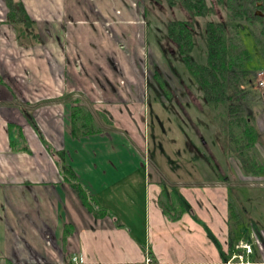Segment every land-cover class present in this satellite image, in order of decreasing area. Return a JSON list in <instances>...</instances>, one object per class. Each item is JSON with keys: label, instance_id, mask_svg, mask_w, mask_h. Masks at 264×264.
Returning a JSON list of instances; mask_svg holds the SVG:
<instances>
[{"label": "crops", "instance_id": "0c3cea01", "mask_svg": "<svg viewBox=\"0 0 264 264\" xmlns=\"http://www.w3.org/2000/svg\"><path fill=\"white\" fill-rule=\"evenodd\" d=\"M22 3L36 24L31 30L22 25L9 27L6 0H0V264H70L74 257L85 264H264V230L254 223L245 225L249 214L245 210L237 221L228 210L217 228V215L177 212L176 218L166 209L147 207L152 192L160 200L158 190L166 183L171 194L178 196L175 209L183 206L176 193L185 185L183 177L177 176L182 166L172 167L174 177H168L158 161L151 163L145 135L131 127L134 109L129 111L132 119L126 110L120 112L126 104H139L130 100L127 87L123 100L117 99L111 69L99 74L101 86L97 73H83V60L90 62L89 46L90 51L93 45L97 51L104 46L113 48V54L107 53L108 60L118 63L119 39L113 28H118L113 23L120 20L118 6L90 7L73 0ZM102 20L116 41L96 43V36L86 39L85 30H95L96 35L103 28ZM32 33L37 36L33 38ZM78 97L112 125L98 134L75 138L70 98ZM48 148L64 153L79 183L92 195L88 201L76 193ZM237 170V181L244 183L248 176L244 178ZM223 176L224 180L216 182L220 188L236 180ZM152 179L156 181L153 187ZM137 184L148 187L145 204L134 193L130 194L132 201L125 203L121 191ZM152 214L159 234L171 227L167 222L176 225L170 230H180L176 239L180 244L171 247L166 240L168 245L161 244L157 251L138 246L141 222ZM234 224L240 228L238 239L231 236ZM216 229L222 242L219 246L203 239L202 230L217 234ZM197 239L206 242L195 244ZM242 245L249 246L251 253Z\"/></svg>", "mask_w": 264, "mask_h": 264}, {"label": "rangeland", "instance_id": "374dc122", "mask_svg": "<svg viewBox=\"0 0 264 264\" xmlns=\"http://www.w3.org/2000/svg\"><path fill=\"white\" fill-rule=\"evenodd\" d=\"M73 2L90 7L107 6V4L118 6L120 20L113 23L118 26V28L113 27L119 39L117 41L118 63L115 64L108 60L107 53L113 54V48L104 46L103 51H97L93 45V51H90L89 46L86 54L90 62L83 60V73H97L96 78L101 86L99 74L111 69L113 71L111 73L113 86L118 89L117 99L123 100L125 97L123 89L127 87L131 94L130 100L139 104H131V106L126 104L120 109V112L126 110L129 118L132 119L129 111L134 109L136 117L131 127L138 134L145 135L146 148L150 152L151 163L155 165V161H158L168 177H174L172 167L182 166V172L177 173V176L183 177L185 185L176 193H178L183 206L177 209L179 207L176 200L178 196L175 198L171 194L170 184L166 183V186L162 184V187L159 186L161 187L158 190L160 200L152 192L150 196L152 201L150 204L148 201L147 207L155 209L157 206L163 210L166 209L172 217L176 218H178L177 212L185 215L190 214L191 211L199 215L204 213L217 215L215 219L217 228V224L223 222L222 215L228 213V210L232 211L230 214L231 218L234 217V221L239 219V215L244 216L242 211L245 210L249 213L247 222H244L245 225L254 223L264 230V175L257 176L255 180H252V176L246 177L242 173L246 180H250H242L244 183L237 181L239 180L237 179L239 164L235 157L224 156L221 146L223 141H226L222 133V120L219 116V112L222 110L218 112L207 104L204 92L192 77L178 45L168 37V23L185 20L188 18V14L178 7L169 8L166 4L147 0H73ZM208 3L213 9L209 20L226 22L227 12L219 7L215 0H208ZM143 6L147 8V12L139 13ZM262 11L258 9L255 14L261 17ZM101 24L103 28L97 29L96 35H94L95 30H85L86 39L96 36V43L101 39L116 41L110 26L106 25L103 20ZM194 24H196L194 50L191 58L198 64H207L206 19L197 18ZM243 25L245 29L241 31V37L252 55V60L246 63L250 79L246 90L249 93L248 98L253 101L249 103L250 111L256 115L261 130L255 152L264 165V86L260 84V75L264 74V35H262L264 34V22L255 20ZM249 29L257 38V43L248 31ZM85 40L82 43L84 46L87 45ZM72 46L75 45L72 44ZM87 56L85 53L83 54L84 58ZM92 59L95 60L96 66L91 65ZM258 101H263V103L260 102L261 105H258ZM98 122L100 121L98 120ZM223 175L232 176L236 180L231 183L229 180L227 188L226 186L220 188L216 182L224 180ZM151 182L152 187L155 186L156 181L152 179ZM146 184L149 186V180ZM147 185L137 184L134 189L121 191L120 197L125 203H130L132 201L130 194L134 193L138 202L142 201L143 205L145 204L144 198L147 200L148 197ZM163 190L166 191L162 192ZM224 198L227 201L224 202ZM155 202H158V205H155ZM176 204L177 208L175 209ZM141 223L142 238H138L137 244L146 248L147 251L150 248L157 251L161 244L165 246L168 243L166 240L170 241L167 245L171 247L175 243L180 244L176 241L180 230H170L176 225L172 223L170 225L167 222L166 226L171 227L168 230L165 228L159 234L155 228L156 222L153 214L152 218L147 215V218L143 219ZM204 224L208 225V222ZM237 225L234 226L231 233L235 239L240 237V228ZM219 229H216L217 234L213 230H202L203 239L216 246L221 245L222 242L219 241L221 239L217 236ZM210 232L213 234L211 235ZM185 239L183 238V240ZM206 241L197 239L194 243L205 244ZM137 255L133 254L132 257ZM166 255H170V253L167 252Z\"/></svg>", "mask_w": 264, "mask_h": 264}, {"label": "trees", "instance_id": "16d2710c", "mask_svg": "<svg viewBox=\"0 0 264 264\" xmlns=\"http://www.w3.org/2000/svg\"><path fill=\"white\" fill-rule=\"evenodd\" d=\"M166 4L169 8H180L188 14L185 20L168 23V37L178 45L179 51L186 61L187 67L204 92L206 102L219 112L221 117L224 156H233L245 176L264 175V165L255 152L261 131L256 115L250 111L246 88L250 84L246 63L252 55L244 45L241 31L244 23L264 22V17L257 16L256 10L264 14V0H215L216 4L227 12L226 22H213L209 18L213 9L208 0H147ZM8 9L6 24L11 28L22 25L28 30L35 27V22L28 16L22 0H6ZM206 19V41L208 46L207 64H198L192 60L194 50V21ZM193 20V21H191ZM252 37V31L248 30ZM36 37V33L31 34ZM264 35V34H262ZM71 132L75 138L98 134L112 125L104 114L95 112L90 103L81 98H70ZM99 114L102 115L101 119ZM98 119L100 122H98ZM49 149V148H48ZM61 163L62 174L71 183L76 193L88 201L92 196L77 179L73 168L66 163L63 152L49 149ZM98 213L104 214L103 210Z\"/></svg>", "mask_w": 264, "mask_h": 264}, {"label": "built area", "instance_id": "2783aa9c", "mask_svg": "<svg viewBox=\"0 0 264 264\" xmlns=\"http://www.w3.org/2000/svg\"><path fill=\"white\" fill-rule=\"evenodd\" d=\"M261 81L260 84L264 86V74H261ZM243 246V245H242ZM245 249L247 250V253H251V248L247 245H244ZM70 264H85L83 260L79 259L78 257H74L72 259V262Z\"/></svg>", "mask_w": 264, "mask_h": 264}, {"label": "flooded vegetation", "instance_id": "af4514ba", "mask_svg": "<svg viewBox=\"0 0 264 264\" xmlns=\"http://www.w3.org/2000/svg\"><path fill=\"white\" fill-rule=\"evenodd\" d=\"M259 7L262 9V4L261 3L259 4ZM261 17H264V14Z\"/></svg>", "mask_w": 264, "mask_h": 264}, {"label": "water", "instance_id": "95a60500", "mask_svg": "<svg viewBox=\"0 0 264 264\" xmlns=\"http://www.w3.org/2000/svg\"><path fill=\"white\" fill-rule=\"evenodd\" d=\"M261 15V14H260ZM262 16V15H261Z\"/></svg>", "mask_w": 264, "mask_h": 264}]
</instances>
